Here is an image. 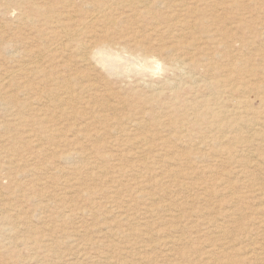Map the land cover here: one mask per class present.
Instances as JSON below:
<instances>
[{"label":"rangeland","instance_id":"374dc122","mask_svg":"<svg viewBox=\"0 0 264 264\" xmlns=\"http://www.w3.org/2000/svg\"><path fill=\"white\" fill-rule=\"evenodd\" d=\"M9 1H0V37H9L8 39H10L4 40L0 38V76L2 78L4 75L6 76L5 73L8 74L7 71L9 69L14 68L16 70V63L19 60V55L16 54L14 57L11 52L15 45H19L18 37L15 35L13 37L14 40L11 36L12 31H9L11 26L8 27V22L13 24V21L16 20L15 16L19 12L4 13V10L9 8L12 0ZM15 1L13 2L15 3ZM65 1L67 0H46L45 2L46 6H53L57 9ZM228 2H231V4L234 2V5H230L228 8L230 4ZM84 4L85 2L80 3L78 1L77 11L80 14L87 13V10L91 9L90 6H84ZM203 4L201 3L198 9L205 10V13L195 18L196 29L193 38L203 37V40L206 39V33L210 29L219 30L229 35V37L232 34H241L240 36L247 40L244 42L246 44L242 50L238 44L234 45V49L240 50L238 52H240L242 58H248V61L251 60L249 61L251 62L250 65L254 68H258V70L264 69V0H204ZM164 14L163 16H165ZM158 15L161 14L158 13ZM160 18L158 20L163 22V17ZM242 19H245L246 22L243 25L244 29L238 30L236 25ZM3 21L4 23H2ZM5 24L6 31L5 29L3 31ZM101 31L95 35L94 40H104L106 38L111 41L114 48L118 49V52H121H119L118 58L106 57L107 59H102L101 65L104 67L102 72L104 74L108 72V74H112L104 77L103 81L98 85L99 92L104 96L105 102L117 104L118 102H124L126 99L134 102L140 95H143L142 91H144V94H148V90L152 87L157 88L161 83L172 82L177 77L176 71L161 62L157 63L156 57L143 59L139 56V53L143 50L150 52L149 54H159L156 45L170 46L171 35L150 36L152 32L150 31L149 23L144 19L136 18H130L119 27H116L115 30L105 26ZM133 31L138 32L132 34ZM193 38L186 37L182 41L188 43ZM222 39L225 42L226 39L223 36ZM122 48L133 54L122 51ZM220 49L218 48L215 51L222 56H228L227 51ZM213 50V46H210L204 49L203 53L207 54ZM185 52L187 54L192 53L191 50ZM11 59L13 62L10 61ZM66 59L64 55L63 60ZM73 60L74 62L76 61L75 59ZM73 60L68 62V69L71 73L90 75L98 73L91 69L93 61L88 62V64L76 61L74 64ZM110 63L113 64L111 65ZM109 65L110 68H108ZM217 66L219 68L225 67L221 62H217ZM92 67L95 68V64ZM124 68L131 69V72H122ZM99 75L101 76V74ZM23 82V79L17 80L20 86H22ZM6 83L7 81L4 84ZM4 84L1 82L0 85V264H98L99 262L101 264H219L213 260L212 256L219 250H222L221 256L219 255L222 261L220 263L228 264L227 259H231L234 254L232 247L236 246L231 244V237L236 239L240 237V233L244 232L248 226H252L254 222L249 224L248 222L255 215L256 221L259 217H264L260 210H257L258 214L255 213L256 208L263 207L264 209V198L259 197L261 196L259 194L252 193V188L246 187L245 189L242 186V173L240 171L237 172L235 166L227 165L228 176H223H227L226 179L229 182L232 180L229 184L235 183L237 179V182H241V185H238L239 188L236 186L238 189L235 187L233 190L228 189L230 187L229 184L226 186L227 189L222 190L224 188L223 182L212 180V178H216V176H212L213 174H204L205 176L203 175V177L200 172H197L199 170L196 169L200 166L199 160L195 156L199 149L197 148L198 138H193V142L191 141L193 144L188 142L190 144H186L188 146L182 144V146L178 145L180 147L171 148L170 144H167L162 150L156 148L150 150L145 144H141L136 149L134 147L120 149V147L116 148L115 144L111 142H116V145H118L127 140L136 138V141H140L146 137L142 135H137L136 137L135 131H131L127 135L105 133L101 137L96 135L95 138L92 136L93 139H91L92 143H103L104 148L94 149L95 151L92 150V152H83L84 150L76 147L77 150L75 151L78 152L77 154L72 152L73 159L71 158L68 161L60 159L68 149L78 143L77 141L86 148L87 143L85 144L82 138H77L75 132L66 123L58 122L62 121V119L54 120L51 123H42L34 113L29 115V117L27 116L26 111L28 108L26 107L29 103V108L35 112L40 109L39 105L43 104V101L41 104L35 103V100L39 97V87L41 91L47 90L48 87L39 85L37 82H29L34 88V91L29 96H32L31 102L20 87L12 88L15 91V95H18V100L10 102L11 89ZM133 90L136 91L134 92ZM163 91V97L165 98H162V100L165 101L170 91L167 89ZM112 93L115 96L113 99ZM130 97H133V99H129ZM78 110L81 109L78 107ZM30 135L32 136L31 138L29 137ZM195 135L196 137L198 136V134ZM161 136L163 137V135ZM157 137L159 138L160 135L156 136L155 139H158ZM117 149L118 151H116ZM96 150H98L97 154L113 155L114 159L115 157H120L122 161L119 160L116 164V160L112 158L106 164V171H103L106 173H101L99 169L97 171L96 169L89 170L87 168H91L90 166L96 167L100 163L94 161L97 155L95 153ZM146 150L148 154L145 152ZM128 151L131 156L127 153ZM185 151L192 155L190 154V158L187 160L189 162L184 166V164H181L183 162L179 161V158H185L187 154ZM123 156L124 158L126 157L125 161L124 158L122 159ZM142 156L147 159L142 162L137 161ZM151 159L154 160V163ZM167 160L171 161L168 162ZM86 163H89V166H86L88 165ZM90 163L94 164L90 165ZM79 164L83 168L82 171H76L77 167H81ZM120 164L124 167L128 166L126 168V170H130L127 172L128 174L118 173V170L120 171L121 169ZM132 166L133 168L131 169ZM165 167H168V169ZM229 167L232 168L229 169ZM42 168L44 171H42ZM9 169L13 170L10 171ZM172 169H175L174 171L181 170L179 175H177L179 177H176L177 180L174 178L166 182L161 179L165 170L171 171ZM253 169L250 167L248 171L251 172ZM38 170L40 171L38 172ZM241 171L243 172V170ZM17 173H20V177ZM92 174H96V176L92 177ZM129 174L130 176L127 177ZM187 174L194 175L195 178ZM97 176L98 178L96 179ZM144 176L147 177L144 178ZM207 176L209 177L207 178ZM261 176L255 174V184L264 182V176ZM158 177L159 180L157 179ZM178 180L179 182H177ZM18 183L20 186H18ZM204 183L208 185L206 187L211 190V194L200 191L201 187L205 186L203 185ZM115 185L117 188H115ZM107 187L108 191L105 189ZM117 192L119 193L117 194ZM140 193L143 194L141 195ZM218 193L220 194L218 195ZM233 193L239 195L242 199L237 204L239 205V210L229 213L234 206V204L229 202ZM224 211L227 212V215H225ZM259 214L262 215L260 216ZM219 215H222V218ZM217 218L220 219L218 220ZM216 223L218 224L216 225ZM221 226L225 233L220 232L219 235L217 233L219 230L217 229ZM226 231L228 232L226 233ZM259 232L261 235L263 230L251 231L252 234L249 233L251 235H249V241H258V238L261 237L257 236ZM173 238L181 239L182 243L172 245L171 240ZM242 240L238 244L240 242L242 244L247 243L246 240ZM180 250L190 252V256L184 259L181 258L178 254ZM240 254L242 255V252L237 253V255ZM249 260L253 259L248 258V261L244 264H256L255 260H253L254 262Z\"/></svg>","mask_w":264,"mask_h":264},{"label":"bare ground","instance_id":"6f19581e","mask_svg":"<svg viewBox=\"0 0 264 264\" xmlns=\"http://www.w3.org/2000/svg\"><path fill=\"white\" fill-rule=\"evenodd\" d=\"M0 1L2 2V0ZM13 1L14 0L11 1L9 8L4 10V13H14L15 11L19 12L15 16L16 20L13 21L14 23L9 19V21L13 24H10L8 22V19L7 22L8 27L11 26V29L9 31H12V38L15 35L18 37L19 45H15V48L11 52L13 53L14 57L16 56V54H18L20 61L17 60L19 64L16 63V70H14V68H11V70L9 69V71H7L8 74L5 73L6 76L3 74L5 77L3 76L2 78L0 76V85L1 82L2 84H4L7 81V83L4 85H7L11 89L10 102H15L18 100V95H15V91H13L12 88L20 87L22 89V92L27 95L28 99L31 102L32 96H29L31 92L34 91V88L31 84H29V82H37L39 85H45L48 87L47 90L42 91L39 87L40 93L38 99L35 100V103L41 104V102L43 101V104L39 105L40 109L35 112L33 109L29 108V103V105L26 107L28 108L26 111L27 116L29 117V115L34 113L42 123H51L54 120L57 121L58 119H62V121L58 122L66 123V125L75 132L77 138H82L84 140V143H87L86 148L83 147L84 145L81 146L82 143L77 141L78 143H75L72 148L68 149L60 157V159H63L65 161L71 160V158L73 159L72 152H75L76 154L78 152L75 151L77 150L76 147L80 148V150H84L83 152H92V150L94 149L104 148L105 146L103 145V143H92L91 139H93L92 136L95 137L97 135L98 137H101L105 133L127 135L129 132L135 131L136 137L137 135L146 137L140 141H136V138L127 140L122 144L117 143L118 145H116V142H111L115 144L116 148L120 147V149L126 147H134L136 149V147L141 146V144H145V146L150 150L155 148L162 150L166 147L167 144H170L171 148H176L175 146L180 147L178 145L182 146V144H189L191 141L193 142V138H198L197 148L199 149L197 155L195 156L199 160L198 162L200 163V166L197 162V165L199 167H197L198 169L196 170H199L197 172H200L201 176H203L204 174H213L212 176H216V178H212V180H218L220 181V183L223 182L222 184L224 188H222V190H225L227 189L226 186L232 181L230 180L229 182V180L226 179V177L228 176L226 167L227 165L235 166L237 168V172L240 171L242 173V186L245 187V189L246 187L252 188V193H255L257 195L259 194L261 195L259 197L264 198V182L257 184L254 183V181L256 180L254 179L255 174L264 176V69L258 70V68H254L252 65H250L251 62L249 61L251 60L248 61V58H242L240 56V52H238L240 50L234 49V45L238 44V46L242 50L243 46L246 44H244V42H246L247 40L242 38L240 36L241 34H232L229 37V35L220 32L219 30L210 29L211 31L208 30V32L206 33V39L203 40V37L193 38L194 31L196 29L195 18H197L198 16H202L205 13V10L198 9L200 4H203L204 0H67L62 3L60 8L57 9L53 6H46V0H16L15 3ZM78 1L80 3L85 2L84 6H90L91 9L87 10V13L80 14L77 11ZM228 3H230L229 5L227 4L228 8L230 5H234V2H232L233 4H231V2ZM225 9L227 8L225 7ZM158 13H160L161 15H158ZM163 14L165 16H163ZM160 17H163V22L158 20L161 19ZM130 18L144 19L146 22H148L150 31L152 32L150 36H163L165 34L171 35L170 46L156 45V49L159 50V54H149L150 52H146L145 50H143L141 51V53H139V56H141L143 59H145L146 57H156L157 63L161 62L164 65L170 67V69L172 68V70L177 72V77L172 82L161 83V85L157 88L150 87L151 89L148 90V94H144V91H142L143 95H140L134 102L131 100L128 101L126 99L124 102L109 104V102H105L104 96L101 94V92H99L98 85L101 83V81H103L104 77L112 74H108L109 72L104 74L102 72L104 67H102L103 65H101V63L103 58H118L120 51L118 52V49L114 48L111 41H109L108 39L105 38L104 40H94V38L95 35L100 32L103 27L108 26L110 29L115 30L116 27H119ZM244 22L245 19L240 20V22H238V25H236V29L243 30ZM2 23H4V21ZM4 29L6 31V24L3 27V31ZM137 32L138 31H133L132 34H135ZM221 34L226 39L225 42L223 41ZM186 37L193 38V40L191 42L185 43L184 41H182V39ZM8 38L6 37L1 39L5 40ZM134 38L136 37L134 36ZM133 40L135 41V39ZM210 46H213L214 50L208 52L207 54L203 53L204 49H207ZM218 48H221L220 50L227 51L228 56H222L219 54V52L215 51ZM4 50L6 51V49ZM121 50L126 53L133 54L132 52H128L125 48H122ZM182 50H184L183 53H181ZM187 50H191L192 53L187 54L185 52ZM64 55L67 58L66 60H63ZM221 58H223L224 60ZM73 59L85 64L93 61L94 63L92 62V65L95 64L96 67L93 68L91 65V69L93 71H97L99 74H101V76L98 73H93V75L84 73H71L68 69V62ZM219 59L222 61H220ZM10 61L13 62L12 59ZM76 61L74 62L73 60L74 64L76 63ZM217 62L223 63L225 67L219 68L217 66ZM110 64L112 65L113 63ZM108 68H110V65ZM122 70V72H131V69L129 68H124ZM105 71L107 70L105 69ZM18 79H23L24 82L22 86L17 83ZM122 79L124 78L122 77ZM166 89L170 92L168 93V98L163 101L162 98H165L163 97V90ZM133 91L135 92L136 90ZM114 97L115 96L112 93V99ZM133 97H130L129 99H133ZM78 107L81 110H78ZM96 123H98V125H96ZM195 134H198V136L196 137ZM158 135H160V137H157L158 139H155ZM161 135H163V137ZM29 137L31 138L32 136L30 135ZM35 145L37 144L35 143ZM97 151L98 150H96L95 152L96 154ZM116 151H118V149ZM145 152H147V150ZM194 152H196V150H194ZM127 153H129V155L131 154L129 151ZM190 154L191 153H187L185 155V158H179V161L183 162L181 164H184L185 166V164L189 162L187 160L190 158ZM112 158L113 155L110 156L99 153L96 155L94 160L95 162H100L99 165H96V167L90 166L91 168L87 169H96V171L97 169H99L101 173H106L103 171H106V164L108 163V161H111ZM123 158L124 156L122 157V159ZM144 158L142 156V158H139L137 161L142 162L147 159ZM114 160H116L117 164V161L121 160V158L115 157ZM152 161L154 163V160ZM86 164H88L86 166H89V163ZM92 164L90 163V165ZM3 165L6 166L5 164ZM119 166L121 169L120 171L118 170V173L120 172L128 174L127 172L130 171L129 169L126 170L128 166L124 167L122 164H120ZM250 167L254 168L251 172L248 171ZM132 168L133 166L131 167V169ZM230 168L232 167H229V169ZM13 169L9 170L11 171ZM82 169V166L77 167L76 171H82ZM166 169H168V167ZM137 170L139 171V169ZM174 170H165L164 176L161 179L169 182L170 180L179 177L177 175H179L181 170ZM241 170H243V172ZM39 171L40 170H38V172ZM42 171H44V169ZM19 172L21 173L20 170ZM146 174L148 175V173ZM224 175L227 176L223 177ZM93 176L95 177L96 174H92V177ZM128 176H130V174L127 175V177ZM145 177L147 176H144V178ZM159 177L157 178L158 180ZM192 177H194V175ZM208 177L209 176H207V178ZM97 178L98 176L96 177V179ZM237 181L238 179L235 180V183L229 184L230 187H228V189L230 188L233 190V188H235L236 186L241 185V182ZM177 182H179V180ZM172 183L174 186V181ZM205 183L207 182L205 181ZM205 183L203 185H205ZM116 185L115 188H117ZM18 186H20L19 183ZM206 186L208 185L202 186L200 191L203 193L207 192L208 194H211V190ZM105 189L107 190L108 187ZM96 192L95 194L97 195ZM118 193L119 192H117V194ZM219 194L220 193H218V195ZM12 195L13 197H15L14 194ZM241 199L242 198L239 195L233 193L229 202L231 204H234V206L233 209H229V213L239 210V205L237 204H239ZM161 207L163 208V206ZM111 209L113 208L111 207ZM257 210H260V213L264 214L263 207L255 209V213L258 214ZM224 212L225 215H227V212ZM219 216L220 218H222V215ZM255 217L248 222V224L254 222L252 223V226H248V228L244 232L240 233V237H238L237 239L231 237V244L236 246L232 247L234 250V254L232 255L231 259H227L228 264H244L248 261V258L255 260L256 264H264V217H259L257 221ZM217 224L218 223H216V225ZM260 229L263 230V233H261L260 235L259 232V235H257L261 236L259 238L257 237L258 241L253 240L250 242L249 233H251V231L253 232ZM217 230H219L217 232L219 233V235L220 232L225 233L222 230V226L218 227ZM227 232L228 231H226V233ZM242 239L246 240L247 243L242 244L240 242L238 244V242ZM180 242L181 239L177 238H173V240H171L172 245H178V243ZM218 252L212 254L214 258L212 259L221 264L220 262L222 261L220 260L219 255L221 256L222 250H219ZM238 252H242V255H237ZM243 252H245V254H243ZM189 253L185 250H180L178 252L179 256L183 259L187 256L189 257ZM135 260L137 261V259ZM201 261L199 262L201 263Z\"/></svg>","mask_w":264,"mask_h":264}]
</instances>
